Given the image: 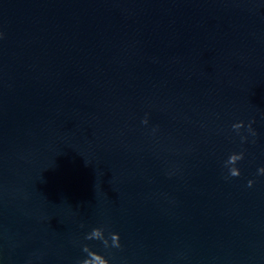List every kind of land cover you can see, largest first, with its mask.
I'll return each mask as SVG.
<instances>
[{
  "label": "water",
  "instance_id": "water-1",
  "mask_svg": "<svg viewBox=\"0 0 264 264\" xmlns=\"http://www.w3.org/2000/svg\"><path fill=\"white\" fill-rule=\"evenodd\" d=\"M261 167L264 0H0V264H264Z\"/></svg>",
  "mask_w": 264,
  "mask_h": 264
},
{
  "label": "clouds",
  "instance_id": "clouds-1",
  "mask_svg": "<svg viewBox=\"0 0 264 264\" xmlns=\"http://www.w3.org/2000/svg\"><path fill=\"white\" fill-rule=\"evenodd\" d=\"M142 123H147V119L143 120ZM244 127V122L239 121L232 125V128L239 133V130ZM247 130L255 136L254 130L251 128V122L247 126ZM245 137L241 136V141L243 142ZM244 153H232L228 156V159L224 162L225 167L228 168L229 176L238 177L240 175V170L235 166L236 163L243 159ZM257 174H264V167L257 169ZM253 184L252 180L247 182V186L251 187ZM111 245H109V239L104 236L103 228H93L89 233L85 235L86 240H99L102 242L103 246L107 249L109 246L114 248H119V234L118 233H109ZM82 251L87 254L86 258L79 261L78 264H109V260L106 259L103 255L98 254L95 251H92L88 245H83Z\"/></svg>",
  "mask_w": 264,
  "mask_h": 264
}]
</instances>
